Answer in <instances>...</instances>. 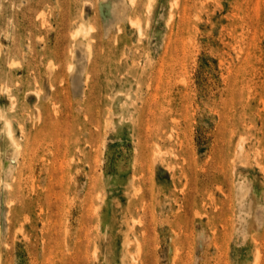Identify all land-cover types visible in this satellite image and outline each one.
I'll return each instance as SVG.
<instances>
[{
    "label": "rangeland",
    "instance_id": "obj_1",
    "mask_svg": "<svg viewBox=\"0 0 264 264\" xmlns=\"http://www.w3.org/2000/svg\"><path fill=\"white\" fill-rule=\"evenodd\" d=\"M0 264H264V0H0Z\"/></svg>",
    "mask_w": 264,
    "mask_h": 264
},
{
    "label": "bare ground",
    "instance_id": "obj_2",
    "mask_svg": "<svg viewBox=\"0 0 264 264\" xmlns=\"http://www.w3.org/2000/svg\"><path fill=\"white\" fill-rule=\"evenodd\" d=\"M74 34H77V33H74ZM7 122V121H6ZM6 122H4V123H6ZM6 127V126H5ZM9 130V129H8ZM6 133V132H5ZM6 135H8V134H6ZM9 136V135H8ZM9 138V137H8ZM10 140V139H9ZM13 145V144H12ZM16 145H18V144H16Z\"/></svg>",
    "mask_w": 264,
    "mask_h": 264
}]
</instances>
